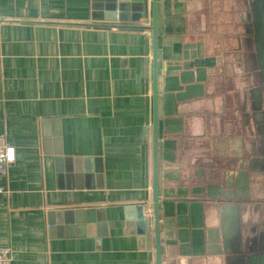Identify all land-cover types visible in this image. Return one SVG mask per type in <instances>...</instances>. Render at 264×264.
<instances>
[{"label":"crops","instance_id":"obj_1","mask_svg":"<svg viewBox=\"0 0 264 264\" xmlns=\"http://www.w3.org/2000/svg\"><path fill=\"white\" fill-rule=\"evenodd\" d=\"M107 2L0 0L9 264H155L131 209H151L150 14L110 20ZM245 21L238 0H157L161 264H235L264 229L248 209L264 201V109L239 80ZM90 208L104 221H83ZM59 209L76 212L49 225Z\"/></svg>","mask_w":264,"mask_h":264},{"label":"water","instance_id":"obj_2","mask_svg":"<svg viewBox=\"0 0 264 264\" xmlns=\"http://www.w3.org/2000/svg\"><path fill=\"white\" fill-rule=\"evenodd\" d=\"M136 1V2H135ZM134 2V3H132ZM242 13L246 21L243 26L242 54L244 57L243 75L239 80L250 87H254L259 96V103L264 109V0H238ZM97 9H100V5ZM107 18L119 21L128 20L129 11L135 13L131 18L138 22L144 19L147 10L150 14V26L144 27L151 32L152 44V184H151V209L147 210L144 204L131 207L135 211L138 224L149 229L152 225L155 249V264H161L160 244H159V212H158V142H157V0H110L105 5ZM241 39V38H240ZM86 162H90L89 159ZM248 209L264 214V201L255 199L250 201ZM76 211L69 212L61 209L51 211L47 215L48 224L56 216L64 218L66 214H74ZM83 221H94L95 215L104 221L103 212L99 209L80 210ZM148 216H150L148 218ZM264 218V215H263ZM51 220V221H52ZM104 224V222H103ZM104 227V225H103ZM264 227V225H263ZM69 228V227H67ZM106 230V227L104 231ZM105 232H103V235ZM252 238L235 255V264H264V229L252 232Z\"/></svg>","mask_w":264,"mask_h":264},{"label":"built area","instance_id":"obj_3","mask_svg":"<svg viewBox=\"0 0 264 264\" xmlns=\"http://www.w3.org/2000/svg\"><path fill=\"white\" fill-rule=\"evenodd\" d=\"M14 161V149L7 146L4 138L0 136V194L6 192L5 186L1 183V178L6 168ZM10 255L8 250H0V264H9Z\"/></svg>","mask_w":264,"mask_h":264},{"label":"flooded vegetation","instance_id":"obj_4","mask_svg":"<svg viewBox=\"0 0 264 264\" xmlns=\"http://www.w3.org/2000/svg\"><path fill=\"white\" fill-rule=\"evenodd\" d=\"M253 93H255V94L257 95L255 88H254V90H253Z\"/></svg>","mask_w":264,"mask_h":264}]
</instances>
